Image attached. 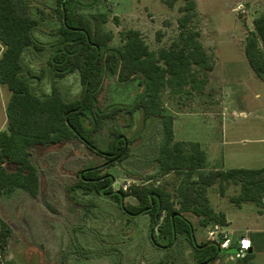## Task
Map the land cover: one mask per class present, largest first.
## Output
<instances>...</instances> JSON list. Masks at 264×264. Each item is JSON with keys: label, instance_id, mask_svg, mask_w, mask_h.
I'll list each match as a JSON object with an SVG mask.
<instances>
[{"label": "trees", "instance_id": "obj_1", "mask_svg": "<svg viewBox=\"0 0 264 264\" xmlns=\"http://www.w3.org/2000/svg\"><path fill=\"white\" fill-rule=\"evenodd\" d=\"M81 1L53 0L57 27L51 45L53 51L47 60L49 73L53 81L77 73L83 87L79 98L66 100L55 86L43 95L31 89L21 71L24 53L42 49L34 35L37 21L27 0H0V45L3 47L0 85L10 92L5 107L7 127L0 131V197L22 189L36 198L40 179L30 147L55 145L75 138L90 151L105 157L106 164L79 171L67 191L107 196L131 218L146 215L150 221L148 237L152 245L167 249L180 236L189 242L194 264L214 263L219 256L218 245L194 243V229L184 214L196 217L203 228L225 226L224 216L210 206L209 188L219 184L220 194H223V184L233 183L240 186L238 196L231 199L233 203H261L264 168L208 170L205 153L198 143L174 140L173 117L163 113L161 94L166 90L176 96L203 93L207 74L214 66L200 40L195 0H181L176 20L177 36L167 48L157 52L150 50L140 32L134 29L122 31L121 44L113 46V35L104 28L107 14L79 13L78 10L84 8ZM87 1L86 7L92 9L105 0ZM177 1L167 0L166 4L173 7ZM243 54L251 71L264 83V12L253 19L252 30L247 31L244 39ZM109 76L115 77L121 85L139 88L129 113L140 111L144 119L160 118L162 137L155 159L157 175L179 177L173 194L163 186L145 185L132 187L128 192L113 191L114 177L102 172V168L122 161L128 153V142L118 133L110 132L114 137L105 151L98 150L91 138L114 118L113 113L104 114L98 102L103 82ZM87 122L92 124L89 129L85 126ZM8 165L13 168L9 170ZM127 196L133 197L136 203L125 204L123 199ZM155 231L164 245L157 242ZM9 234L10 228L0 221L1 251ZM248 260L247 254L236 264H247ZM0 264L12 263L3 261L0 256Z\"/></svg>", "mask_w": 264, "mask_h": 264}, {"label": "rangeland", "instance_id": "obj_2", "mask_svg": "<svg viewBox=\"0 0 264 264\" xmlns=\"http://www.w3.org/2000/svg\"><path fill=\"white\" fill-rule=\"evenodd\" d=\"M166 1L105 0L98 7L89 9L86 7L89 1L82 0L84 8L78 12L106 13L108 21L104 28L113 35V46L121 44L119 35L122 31L134 29L140 32L149 49L157 52L167 48L177 36L176 20L182 1L175 2L173 7H169ZM27 3L37 21L34 35L42 49L24 53L22 75L29 80L31 89L37 95L49 93L55 86L66 100L79 98L83 87L77 73L56 81L52 80L49 73L47 60L53 51L51 45L57 27L53 0H27ZM195 3L201 43L216 65L213 78L230 97L229 113L238 111L243 114L240 119L230 121L227 130H239L246 139L255 137L262 140L255 145L247 141L238 145L241 157L235 156L233 165L236 168L244 165L246 169H260L264 167V84L250 70L243 54V45L247 31L252 30L253 19L264 12V0H195ZM2 51L0 45V56ZM127 88L117 83L112 76L107 77L102 85L99 108L104 114L113 113L114 118L94 132L91 138L101 151H105L113 140L114 134L110 136V132L120 134L128 142L127 156L120 162L102 168V172L116 179L117 183L112 185L113 191L128 192L132 187L145 185L163 186L173 194L178 176L172 175L161 183V177H158L157 172L152 173L153 170L148 171L150 173L140 170L128 172L124 165L129 161L142 164L134 160L139 157L137 151L143 143L140 138L145 131V127H141L142 113H129L139 88L134 85ZM255 94H259V98ZM9 97L7 88L0 85V131L7 127L5 107ZM130 97H133L132 100ZM177 100L187 109H193V105L200 108L201 99L197 97L182 96ZM220 122L218 119L190 117L182 125L186 134L184 137L199 138L207 130L213 133V138L219 139L223 128ZM85 126L89 129L92 124L87 122ZM151 132L155 134L154 128ZM252 148L257 149L254 154ZM29 151L39 175L40 190L36 198L22 189H16L10 196L0 197V221L10 228L3 251L0 249L3 261L12 264L195 263L189 242L180 236L167 249L152 245L147 235L148 216L131 218L107 196L67 191V187L76 181L79 171L103 167L106 164L105 157L90 151L75 138L55 145H33ZM223 154L221 149L218 150L214 159L220 160ZM7 168L11 170L13 166L8 165ZM126 173L131 175L127 176L129 179L124 177ZM228 185L232 187L227 190L229 196L235 198L237 190L233 188L240 189L239 185L228 183L223 184V187ZM211 188L208 190V199L213 208L219 207L222 196L220 186L215 184ZM123 202L133 205L136 200L127 196ZM202 234L200 242L198 239L196 242L207 241L203 229ZM155 236L159 244H165L157 237V233ZM216 264H222V260Z\"/></svg>", "mask_w": 264, "mask_h": 264}, {"label": "crops", "instance_id": "obj_3", "mask_svg": "<svg viewBox=\"0 0 264 264\" xmlns=\"http://www.w3.org/2000/svg\"><path fill=\"white\" fill-rule=\"evenodd\" d=\"M215 63L212 71L208 72V82L204 87L203 93L199 95H192L190 97L199 98L201 102H199L200 108H196L195 105L193 109H187L184 105L180 103L179 99L182 96L171 95L168 90L164 91L161 94V104L163 108L164 114H169L173 117V135L175 141L182 142H195L198 143L201 149L204 151L206 156V168L208 170H221L227 171L232 169H246L244 165H238L236 168L233 161V158L236 156L237 158L241 157L240 148H237L241 143L250 142L255 145L258 144L259 141H262L255 137L252 140L246 139L244 137L243 132H239V130L230 129L227 130V125L234 122L237 119H240L243 116L242 112L231 111L229 113V106L231 105L228 94L224 93L222 89L219 87L218 83L213 78V73L215 71ZM251 70V69H250ZM253 73V72H252ZM254 74V73H253ZM255 76V75H254ZM256 77V76H255ZM257 79V77H256ZM260 81V80H259ZM261 82V81H260ZM264 84V83H263ZM131 86V84H129ZM125 88L129 89L130 86L124 85ZM167 95L164 97V95ZM185 96V95H184ZM256 98H259V94H255ZM163 97L165 99H163ZM133 97H130L132 100ZM167 99V100H166ZM120 104V103H119ZM233 110V109H232ZM139 112V111H136ZM134 114V113H133ZM190 117H204L207 119H218L220 120L221 126V134L219 139L213 138V133H208L207 130L204 132L203 136L186 138L184 137L186 134L183 128V122ZM142 119V128L145 129L144 133H142L140 141L142 145L138 147V156L134 161H138L142 164H137L135 162L129 161L127 164H124L127 167L128 172H137L138 170L148 172L153 170L152 173L158 171V164L155 161L158 153V146L161 141V122L160 118H149ZM152 128L155 130V134L151 132ZM253 136V135H250ZM127 147V146H126ZM224 152L221 156L220 160H215V153L220 150ZM257 149L252 148L251 152L254 154ZM235 159V158H234ZM126 160H124L125 162ZM233 162V163H232ZM130 163V164H129ZM152 166V167H151ZM153 168V169H151ZM264 168V167H262ZM260 168V169H262ZM248 170H258V169H248ZM150 173V172H148ZM131 174V173H130ZM173 174L165 175L160 178V181H165V179L172 177ZM131 176L126 173L124 176L125 179H129ZM131 178V177H130ZM114 184L117 183L114 178ZM214 186V185H213ZM212 186V187H213ZM231 186V185H230ZM229 185L224 188L223 194L220 197V205L219 207L213 208L216 213H221L224 216L226 225H211L208 227H200L198 225V219L191 214H184L186 219L191 223L194 232L192 239L196 244L199 243L202 239V229L205 230L208 241V233L212 230L214 226H218L220 231L227 232L230 234V239L232 240V245H234L240 237H247L250 241L251 248L249 256L248 264H264V204L262 203H238L235 204L231 201L233 196H229L228 189H232ZM234 186V185H233ZM238 186V185H237ZM240 187V186H239ZM212 189L211 187L209 190ZM236 196H238L240 189L237 187ZM210 202V201H209ZM137 218V217H136ZM149 217L146 220L147 224V235L149 236ZM183 238V237H182ZM184 239V238H183ZM196 239L199 242H196ZM186 240V239H185ZM205 242V243H206ZM175 244V242H174ZM234 251V248L231 247L228 250L221 251L219 253L218 259L214 261L212 264H216L218 261L222 260V264H235L239 259H231V255ZM221 254V255H220Z\"/></svg>", "mask_w": 264, "mask_h": 264}, {"label": "built area", "instance_id": "obj_4", "mask_svg": "<svg viewBox=\"0 0 264 264\" xmlns=\"http://www.w3.org/2000/svg\"><path fill=\"white\" fill-rule=\"evenodd\" d=\"M127 184L123 186L126 190ZM261 203L264 204V195L261 197ZM155 233H157L155 231ZM208 241L216 243L220 251L234 248L235 253L231 255V259H243L251 248L250 241L247 237H240L238 241L232 245L230 234L220 231L218 226H214L208 233Z\"/></svg>", "mask_w": 264, "mask_h": 264}, {"label": "water", "instance_id": "obj_5", "mask_svg": "<svg viewBox=\"0 0 264 264\" xmlns=\"http://www.w3.org/2000/svg\"><path fill=\"white\" fill-rule=\"evenodd\" d=\"M217 247V246H216ZM218 253H220L221 251L219 250V248L217 247ZM232 254L235 253V251L231 252ZM248 253H250V250L248 251Z\"/></svg>", "mask_w": 264, "mask_h": 264}]
</instances>
